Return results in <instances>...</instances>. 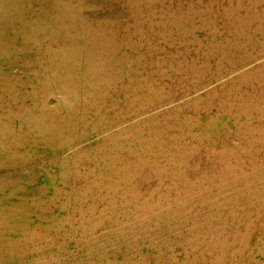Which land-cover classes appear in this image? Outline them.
<instances>
[{
  "label": "rangeland",
  "instance_id": "rangeland-1",
  "mask_svg": "<svg viewBox=\"0 0 264 264\" xmlns=\"http://www.w3.org/2000/svg\"><path fill=\"white\" fill-rule=\"evenodd\" d=\"M0 264H264V0H0Z\"/></svg>",
  "mask_w": 264,
  "mask_h": 264
}]
</instances>
